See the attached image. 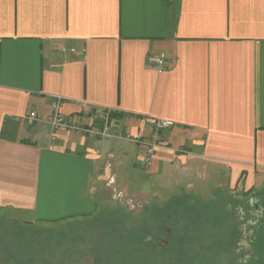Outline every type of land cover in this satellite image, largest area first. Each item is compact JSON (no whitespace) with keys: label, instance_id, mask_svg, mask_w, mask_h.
I'll use <instances>...</instances> for the list:
<instances>
[{"label":"crops","instance_id":"obj_1","mask_svg":"<svg viewBox=\"0 0 264 264\" xmlns=\"http://www.w3.org/2000/svg\"><path fill=\"white\" fill-rule=\"evenodd\" d=\"M162 52L172 58L160 73L150 58ZM56 96L66 122L101 129L108 114L115 137L55 128ZM119 133L157 136L154 154ZM214 179L230 209L264 192V0H0L10 219L92 216L107 185L114 198L118 185L171 201Z\"/></svg>","mask_w":264,"mask_h":264},{"label":"rangeland","instance_id":"obj_2","mask_svg":"<svg viewBox=\"0 0 264 264\" xmlns=\"http://www.w3.org/2000/svg\"><path fill=\"white\" fill-rule=\"evenodd\" d=\"M218 186L168 201L107 185L92 216L32 224L0 209V264H264V192L230 209Z\"/></svg>","mask_w":264,"mask_h":264},{"label":"built area","instance_id":"obj_3","mask_svg":"<svg viewBox=\"0 0 264 264\" xmlns=\"http://www.w3.org/2000/svg\"><path fill=\"white\" fill-rule=\"evenodd\" d=\"M171 58H172L171 54H169L167 52H162L158 55L151 57L150 61L154 64L155 68L160 73H162V72L167 70V67L170 64ZM62 102H63V99L60 96L54 97V100L52 102L53 113L50 117V122L55 128H67L70 130L82 131V132L89 134L93 138H101L102 139V138L115 137L114 135H112L110 133V130H109L108 114L102 115V118L106 122V124L104 125L103 128L84 130L77 125H74V124H71V123H68L65 121V119L61 113ZM35 118H37V114L35 112L30 113L29 119L33 120ZM173 126H174V122L170 121V120H158L155 123V128L157 130L169 129V128H172ZM116 137L121 138V139L130 140V141L133 140L136 143H140L141 145H143L145 147L148 157H150L154 154L155 149L157 147V141H158L157 136H153L152 138L147 139V140H143V141H138V140L134 139L133 137H131V135H123L121 133L117 134ZM122 196H123L122 193L119 192V193H117L116 197L121 198Z\"/></svg>","mask_w":264,"mask_h":264},{"label":"flooded vegetation","instance_id":"obj_4","mask_svg":"<svg viewBox=\"0 0 264 264\" xmlns=\"http://www.w3.org/2000/svg\"><path fill=\"white\" fill-rule=\"evenodd\" d=\"M256 260H258V259L256 258Z\"/></svg>","mask_w":264,"mask_h":264},{"label":"trees","instance_id":"obj_5","mask_svg":"<svg viewBox=\"0 0 264 264\" xmlns=\"http://www.w3.org/2000/svg\"><path fill=\"white\" fill-rule=\"evenodd\" d=\"M262 262H264V260Z\"/></svg>","mask_w":264,"mask_h":264}]
</instances>
